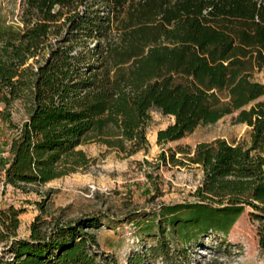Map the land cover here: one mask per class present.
<instances>
[{
	"label": "trees",
	"instance_id": "obj_1",
	"mask_svg": "<svg viewBox=\"0 0 264 264\" xmlns=\"http://www.w3.org/2000/svg\"><path fill=\"white\" fill-rule=\"evenodd\" d=\"M263 69L264 0H21L16 22L0 13V102L15 130L3 181L25 188L75 172L90 161L79 149L90 141L125 157L147 149L153 108L175 117L158 131L161 145L236 114L249 144L217 138L193 152L178 147L182 158L171 151L174 165L201 168L202 181L192 199L161 205L146 225L157 227L158 242L127 264L186 261L193 245L227 235L248 207L264 250V82L255 78ZM17 102L21 123L11 118ZM23 211L0 210L4 264H118L85 230L98 219L38 215L22 238Z\"/></svg>",
	"mask_w": 264,
	"mask_h": 264
},
{
	"label": "rangeland",
	"instance_id": "obj_2",
	"mask_svg": "<svg viewBox=\"0 0 264 264\" xmlns=\"http://www.w3.org/2000/svg\"><path fill=\"white\" fill-rule=\"evenodd\" d=\"M20 6L21 0H0V13L8 21L16 22ZM255 78L264 82V69L256 72ZM259 100H264V96ZM10 111L15 123L27 117L20 102ZM8 112L0 102V210L10 206L24 209L18 231L22 238L30 236L31 224L38 215L47 222L60 223L98 219V227L85 230L97 238L99 244L94 249L110 255L118 264H127L132 254L156 244L157 227L147 230L146 225L157 221L161 205L192 199L191 193L202 181L203 171L197 165L172 163V150L177 152L176 157L182 158L183 154L178 152L180 146L193 152L198 143L217 138L250 142L249 126L235 123L236 114H229L215 123L198 126L179 140L161 145L157 142L158 131L172 124L175 117L153 108L147 126V149L125 157L106 145L86 142L79 149L90 159L87 166L44 185L22 188L3 181V166L9 160V143L15 133L5 119ZM162 151L167 154L166 162L160 159ZM252 211L248 207L227 235L212 233L204 237L203 245H193L188 251V260L174 258L169 264H198L214 256L224 264H264L258 234L261 222L252 218ZM1 258L4 262L0 260V264L10 258L2 246ZM143 264L167 263L160 257L149 256Z\"/></svg>",
	"mask_w": 264,
	"mask_h": 264
}]
</instances>
